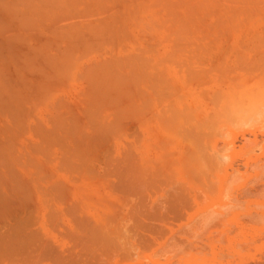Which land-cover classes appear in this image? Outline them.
Instances as JSON below:
<instances>
[{"label":"rangeland","instance_id":"1","mask_svg":"<svg viewBox=\"0 0 264 264\" xmlns=\"http://www.w3.org/2000/svg\"><path fill=\"white\" fill-rule=\"evenodd\" d=\"M29 1L0 0V264H264V10L245 11L239 0L241 7L236 0H215L216 12L193 13L196 25L181 27L178 22L176 27L191 0H87L88 6L86 0H78L79 4L67 0L76 15L71 17L66 9V14L60 12L58 0H32L44 10L53 3L47 8L52 13L43 10V17L42 10L28 8ZM166 1H175L177 7ZM55 4L57 12L52 11ZM23 14L29 18L21 19ZM152 17L163 24L162 19H167L165 26H171L155 21L156 26ZM63 23L73 26L71 39L69 25ZM59 25L67 32H60ZM72 28H78L76 36L85 37L78 39L86 42L82 49L90 47L88 54L85 48L80 54L82 43L72 41ZM103 31H109L108 36L104 33L109 43ZM114 35L123 38L118 44L116 40V46ZM69 44L79 46L71 50L75 55L67 50ZM132 57L142 70L139 63L134 66ZM56 58L60 61L54 63ZM66 62H76L74 70ZM105 64L107 73L117 67V73L111 70L117 81L112 80L113 86L107 83L110 87L103 86L106 83L97 74L105 72ZM123 65L137 67L139 73ZM218 81H224V86ZM118 85L123 89L133 85L138 91L128 97L133 89H127L130 94L123 93L126 99L122 96V100L116 95L124 92ZM218 85L223 88L222 98L215 96L220 101L211 98ZM4 89L15 94L13 100ZM204 217L209 223H204Z\"/></svg>","mask_w":264,"mask_h":264},{"label":"bare ground","instance_id":"2","mask_svg":"<svg viewBox=\"0 0 264 264\" xmlns=\"http://www.w3.org/2000/svg\"><path fill=\"white\" fill-rule=\"evenodd\" d=\"M21 1H22V0H21ZM25 1L27 2L28 0H25ZM34 1H35V0H34ZM47 1H48V0H45V2H44V1H42V2L46 3ZM61 1H62V2H61ZM64 1H67V0H64ZM72 1H74V2L71 3V4H74V3H75L76 1H78V0H72ZM90 1H91V0H90ZM143 1H144V0H143ZM150 1H151V0H150ZM152 1H153V0H152ZM157 1L160 3L162 0H160V1L157 0ZM177 1H178V0H177ZM212 1H215V0H203V1H202V0H201V1H198V0L196 1V0H194L195 3L193 2V0H191V1H190V2H191V5H190V3H188V1L186 2V4L188 3L187 5L184 3V4H185L184 6H185V9H186V10L184 9L183 12H182V10H181L182 13L179 14V15H181V17H182V16H183V17L181 18V17L178 16V17H179V18L177 17V18H178V21H176V22L174 21V22L176 23V27H178L177 25H179L178 22H181L180 25H179V26H181V27H182V25L185 26V24H187V25L189 26V23H191V25L194 24V23H193V18H194V17L191 16V14H193V13H198V14H199V13L211 12V11H212V12H213V11L216 12V10H215V9H217V7H216V5H215L216 3L214 4ZM216 1H217V0H216ZM220 1H222V0H220ZM227 1H228V0H227ZM233 1H235V0H231V3H232ZM237 1H238V0H236V5H237V7H238V5H239V4H238L239 1H240V3L243 2V3L245 4V5L242 4V7L239 5V6H240L242 9H244L245 11H247V10H257V9H262V10H264V1H261V0H239L238 2H237ZM6 2H7V1H6ZM6 2H4V3L6 4ZM10 2H11V1H10ZM17 2H18V1H17ZM17 2H16V3H17ZM29 2H30L31 4H33V6H32ZM29 2H28L27 4H30V6H29V7L26 6V7L30 8V9L33 8L34 12H35L36 9H37V11H36L37 13H39V11L42 10V11L39 13V14H41L40 16H42V13H44V12H43V10H44L43 8H44L45 6L43 7L41 4H40V5H36L34 2H32V0H30ZM37 2H38V1H37ZM39 2H40V1H39ZM39 2H38V3H39ZM51 2H52V0H51ZM51 2L49 1V4H50ZM59 2H60V3H59ZM69 2H70V1H69ZM83 2H84V0H83ZM83 2H82V3H83ZM102 2H103V1H102ZM109 2H110V1H109ZM111 2H113V1H111ZM129 2H130V1H129ZM129 2H128V3H129ZM131 2H132V1H131ZM131 2H130V3H131ZM133 2H134V1H133ZM133 2H132V5H134ZM135 2H137V1L135 0ZM145 2H147V1H145ZM154 2H155V1H154ZM166 2H168V1H166ZM166 2H162V4L164 3V5H166V4H165ZM169 2H170V1H169ZM169 2H168V3H169ZM183 2H185V1H183ZM183 2L181 1V3H183ZM218 2H219V1H218ZM224 2H225V1H224ZM11 3H12V2H11ZM13 3H15V2H13ZM23 3H24V2H23ZM53 3H55V0H54ZM53 3H52V4H53ZM76 3L79 4V1L76 2ZM80 3H81V2H80ZM85 3H86V5H87V0L85 1ZM94 3H95V2H94ZM94 3H93V6L96 5V4L94 5ZM96 3H97V2H96ZM99 3H100V2H99ZM130 3H129V4H130ZM148 3H149V2H148ZM168 3H167V4H168ZM171 3H172V5H174V4H175V1H174V2L171 1V2L169 3V6H170ZM177 3H178V2H177ZM220 3H221V2H220ZM226 3H228V2H226ZM49 4H48V5H49ZM52 4H50V6H51ZM56 4H58L59 7H63V10H61L62 8H61V9L59 8V10H60V12H61L62 14H66V13L69 11V13H70V14L68 13V14H69V15H68L69 17H71L70 15L76 16V15H74V14H71V12H70V10H72L71 8L68 9L69 6H67V5H70V3H68V1H67V3L65 2V3L63 4V0H60V1L58 0V2L56 1ZM56 4L54 5L55 9H54V7H53V8H52V11H53V10H54L55 12L58 11V10H56ZM59 4H60V5H59ZM62 4H63L64 6H62ZM66 4H67V5H66ZM105 4H106V2H105ZM111 4H112V3H111ZM139 4H140V3H139ZM139 4H138V5H139ZM154 4L157 5L158 3L156 4V2H155ZM162 4H161V5L159 4V5H160V6H164V5H162ZM228 4H230V3H228ZM7 5H8V2H7ZM21 5H23V4L21 3ZM44 5H45V4H44ZM83 5H84V3H83ZM106 5H108V4H106ZM112 5H113V4H112ZM118 5H119V4H118ZM182 5H183V4H182ZM182 5H181V6H182ZM188 5H190V6L188 7V9H190V10H189V12H187V14H186V13H184V12H185V11H188V9H187V7H186V6H188ZM226 5H227V4H226ZM233 5H234V4H233ZM0 6H2V5H0ZM4 6H5V5H4ZM18 6H19V5H18ZM35 6H36V7H35ZM38 6H39V7H38ZM40 6H41V7H40ZM50 6H47V5H46V8H45V10H44V11H46V12H45L46 14H47V11L50 12V10L47 9V8H49ZM58 6H57V7H58ZM87 6H88V5H87ZM87 6H86V7H87ZM104 6H105V5H104ZM109 6H110V5H108V7H109ZM136 6H137V3H136ZM144 6H145V5H144ZM175 6H176V4H175ZM218 6H219V5H218ZM223 6H224V5H223ZM244 6H245L246 8H245ZM26 7H25V4H24V8H25V9H26ZM31 7H32V8H31ZM37 7L40 8V10H39ZM42 7H43V8H42ZM66 7H67V8H66ZM71 7H72V6H71ZM84 7H85V6H84ZM86 7H85V8H86ZM105 7H106V6H105ZM108 7H107V8H108ZM111 7H112V6H111ZM113 7H114V6H113ZM129 7H130V5H129ZM138 7H139V6H137V8H138ZM145 7H146V6H145ZM150 7H152V6H151V5L149 6V10H150ZM154 7H155V6H153V8H154ZM166 7H167V6H166ZM166 7H165V8L162 7V8H163L164 10H165V9L167 10ZM173 7H174V6H173ZM173 7H172V9H174V8L176 9L177 6L174 7V8H173ZM224 7H225V6H224ZM226 7H227V6H226ZM226 7H225V8H226ZM1 8H2V7H1ZM12 8L15 9V8H19V7H17V5H16V7H14V4H13ZM20 8H21V7H20ZM20 8H19V10L21 11ZM28 8H27V10H28ZM34 8H36V9H34ZM72 8H73V7H72ZM90 8H91V6H90ZM90 8H89V9H90ZM92 8H93V7H92ZM97 8H98V7H97ZM99 8H100V7H99ZM114 8H115V7H114ZM121 8H122V5H121ZM137 8H136V11H137ZM140 8H141V6H140ZM140 8H139V9H140ZM157 8H158V7H157ZM157 8H156V9H157ZM160 8H161V7H160ZM160 8H159V9H160ZM168 8H170V7H168ZM221 8L223 9L222 6H220V9H221ZM225 8H224V9H225ZM234 8H235V6H234ZM50 9H51V8H50ZM64 9H66V11H65L66 13L64 12ZM67 9H68V10H67ZM74 9H76V8L74 7ZM74 9H73V12H74ZM83 9H84V8H83ZM108 9H109V8H108ZM110 9H111V8H110ZM125 9H126V8H125ZM131 9H132V8H131ZM133 9H134V8H133ZM143 9H144V8H143ZM146 9H147V8H146ZM156 9H155V10H156ZM182 9H183V8H182ZM218 9H219V8H218ZM226 9H227V8H226ZM226 9H225V10H226ZM229 9H230V8H229ZM229 9H228V10H229ZM106 10H107V9H106ZM116 10H117V9H116ZM161 10H162V9H161ZM164 10H162L163 12H161V11L159 10V11H160L159 13H163V14H164ZM170 10H171V8H170ZM176 10H177V9H176ZM178 10H179V9H178ZM178 10H177V11H178ZM228 10H227V11H228ZM235 10H236V9H235ZM239 10H240V9H239ZM262 10H261V11H262ZM9 11H10V10H9ZM9 11H8V12H9ZM17 11H18V10H16V12H17ZM81 11H82V10H81ZM83 11H86V10H83ZM92 11H93V10H92ZM96 11H97V10H96ZM102 11H103V13H104L105 10L102 9ZM119 11H120V10L118 9V12H119ZM132 11H133V10H131V13L133 14L132 16H133L134 19H136V18H135V15H134V13H133ZM147 11H148V10H147ZM156 11H157V10H156ZM156 11H154L155 14L157 13ZM172 11H173V13H174V10H172ZM222 11H223V10H222ZM222 11H220V12H222ZM233 11H234V10H233ZM257 11H259V10H257ZM13 12H14V10H13ZM55 12H54L53 14H55ZM75 12H76V10H75ZM78 12H79V10H78ZM78 12H76V13H78ZM86 12H88V11H86ZM105 12H106V11H105ZM111 12H112V11H111ZM111 12H110V13H111ZM115 12H117V11H115ZM115 12H114V13H115ZM138 12H139V11H138ZM142 12H143V11H142ZM149 12H150V11H149ZM152 12H153V9H152ZM152 12H151V14H152V16H153L154 13H152ZM168 12H169V11H168ZM168 12H167V13H168ZM14 13H15V12H14ZM25 13H26V12H25ZM50 13H52V12H50ZM58 13H59V12H58ZM83 13H84V12H83ZM96 13H97V12H96ZM96 13H95V14H96ZM114 13L112 12L111 14L113 15ZM124 13H125V12H124ZM143 13H145V12H143ZM15 14H16V13H15ZM39 14H37V15H39ZM53 14H50V15H53ZM93 14H94V13H93ZM101 14H102V13H101ZM119 14H121V11H120ZM119 14H118V15H119ZM125 14H126V13H125ZM157 14H158V13H157ZM171 14H172V13H171ZM174 14L176 15V13H174ZM219 14H220V13H219ZM20 15H21V14H20ZM20 15H19V16H20ZM23 15H24V14H23ZM27 15H29V13H28ZM30 15H32V14H30ZM44 15H45V14H44ZM81 15H83V14L81 13ZM87 15H88V14H87ZM90 15H92V14H90ZM98 15H99V14H98ZM102 15H103V14H102ZM115 15H117V13H116ZM115 15H114V16H115ZM118 15H117V16H118ZM122 15H123V12H122L121 16H122ZM127 15H128V14H127ZM138 15H139V13H138ZM138 15H137V18H141V17H139L140 15H139V16H138ZM158 15L161 16L162 14H158ZM158 15H156V16H158ZM165 15H166V13H165ZM165 15H164V16H165ZM167 15H169V14H167ZM175 15H174V17H176L178 14H177L176 16H175ZM195 15H196V14H195ZM201 15H202V14H201ZM13 16H14V15H13ZM15 16H16V15H15ZM15 16H14V17H15ZM24 16H25V15H24ZM24 16H20L21 19H22V17L25 18V19L29 18L28 16H25V17H24ZM32 16H35V15H32ZM45 16H46V15H45ZM45 16H44V17H45ZM54 16H56V15H54ZM57 16H58V15H57ZM60 16H62V15H60ZM66 16H67V15H64V16H62V17H66ZM68 16L66 17L67 19H68ZM105 16H106V15H105ZM164 16H163V17H164ZM170 16H172V15H170ZM184 16H185V17H184ZM3 17H4V16H3ZM10 17H11V15H10ZM35 17H36V16H35ZM37 17H38V16H37ZM42 17H43V16H42ZM47 17H48V16H47ZM50 17H51V16H50ZM86 17H87V16H86ZM89 17H90V16H89ZM101 17H102V16H101ZM107 17H108V16H107ZM123 17H124V16H123ZM130 17H131V16H130ZM148 17H151V16H149V14H148ZM158 17H159V16H158ZM174 17H173V19H174ZM189 17H190V19H189ZM191 17H192V18H191ZM199 17H200V16H199ZM201 17H203V16H201ZM213 17H214V16H213ZM216 17H217V16H216ZM16 18H17V17H16ZM87 18H88V17H87ZM98 18H99V16H98ZM98 18H97V19H98ZM109 18H110V15H109ZM112 18H113V17H112ZM120 18H121V17H120ZM159 18H162V16L159 17ZM164 18H166V17H164ZM164 18L162 19V21L164 20V23L167 24L168 21H167V19H164ZM180 18H181V21H179ZM17 19H19V18H17ZM33 19H34V18L32 17V21H33ZM36 19H37V18H36ZM40 19H42V18H40ZM48 19H49V18H48ZM62 19H63V18H62ZM64 19H65V18H64ZM77 19H78V18H77ZM89 19H90V18H89ZM103 19H105L104 16H103ZM103 19H102V20H103ZM115 19H116V17H115ZM127 19H128V21H129V18H127ZM147 19H150V18H147ZM155 19H156V20H155ZM155 19L153 20V17H152V20H153V21H152V20H150V21H152V22L155 23V21L158 20L157 18H155ZM168 19H170V18H168ZM187 19H188V22H187ZM194 19H195V18H194ZM210 19H211V18H210ZM9 20H10V19H9ZM11 20H12V19H11ZM11 20H10V21H11ZM28 20H29V22H32V21H31V16H30V19H28ZM37 20H38V19H37ZM37 20H36V21H37ZM44 20H46V19L44 18ZM86 20H87V19H86ZM99 20H100V19H99ZM112 20H113V19H112ZM118 20H120V19H118ZM118 20H117V21H118ZM130 20H131V19H130ZM136 20H137V19H136ZM142 20H143V19H142ZM159 20H160V19H159ZM165 20H166L167 22H165ZM170 20H171V19H170ZM182 20H184V21H183V24H182ZM198 20H199V19H198ZM198 20H197V21H198ZM214 20H215V19H214ZM0 21H1V20H0ZM2 21H3V20H2ZM22 21H23V20H22ZM36 21H35V22H36ZM63 21L65 22V20H63ZM63 21H62V22H63ZM92 21H93V20H92ZM97 21H98V20H97ZM103 21H104V20H103ZM107 21H108V20H107ZM124 21H125V20H124ZM133 21H134V20H133ZM138 21H139V19H138ZM138 21H137V22H138ZM140 21H141V20H140ZM148 21H149V20H148ZM148 21H146V22H144V23H147ZM3 22H4V21H3ZM24 22H25V21H24ZM24 22H23V23H24ZM40 22H41V20H40ZM42 22H43V21H42ZM108 22H109V21H108ZM119 22H121V21H119ZM130 22L132 23V21H130ZM135 22H136V21H135ZM157 22H158V21H157ZM159 22L161 23V20H160ZM159 22H158V23H159ZM195 22H196V21H195ZM204 22H205V21H204ZM26 23H27V22H26ZM72 23H73V22H72ZM77 23H78V22H76V24H77ZM91 23H92V22L90 21V24H91ZM94 23H95V22H94ZM94 23H92V24H94ZM101 23H102V21H101ZM103 23H104V22H103ZM106 23H107V22H106ZM106 23H105V24H106ZM110 23H111V22H110ZM115 23H116V22H115ZM122 23L125 24V23L123 22V20H122ZM7 24H8V23H7ZM16 24H17V23H16ZM27 24H28V23H27ZM30 24H33V22L30 23ZM37 24H38V23H37ZM43 24H44V23H43ZM52 24H53V23H52ZM70 24H71V23H70ZM73 24H74V23H73ZM108 24H109V23H108ZM132 24H133V23H132ZM161 24H162L163 26L166 25V24H163V23H161ZM169 24H170V22H169ZM171 24H173V22H172ZM198 24H199V22H198ZM0 25H1V24H0ZM5 25H6V24H5ZM8 25H9V24H8ZM23 25H24V24H23ZM40 25H41V24H40ZM60 25H62V24H60ZM60 25H59V27L61 28L62 26H60ZM66 25H67V24H66ZM66 25L63 23V26H66ZM68 25H69V24H68ZM68 25H67V26H68ZM79 25H80V24H79ZM79 25H78V28L80 29L81 27H79ZM103 25H104V24H103ZM106 25H107V24H106ZM126 25H127V24H125V26H126ZM139 25H140V24H139ZM152 25L154 26V24L151 23V26H152ZM155 25L157 26L158 24L155 23ZM173 25H174V24H173ZM187 25H186V26H187ZM191 25H190V26H191ZM194 25H196V24H194ZM200 25H201V24H200ZM202 25H203V24H202ZM14 26H18V25H14ZM27 26H28V25H27ZM27 26H26V29H27ZM38 26H39V24H38ZM47 26H48V25H47ZM49 26H50V25H49ZM85 26H87V23L85 24ZM88 26L90 27L89 24H88ZM109 26H110V25H109ZM114 26H115V25H114ZM128 26H129V25H128ZM130 26H131V25H130ZM137 26H138V24H137ZM144 26H148V23H147L146 25H144ZM144 26H143V27H144ZM149 26H150V23H149ZM168 26H171V25H167V26H165V27L167 28ZM186 26H185V27H186ZM4 27H5V26H4ZM23 27H25V25H24ZM43 27H44V26H43ZM59 27H58V28H59ZM71 27H73V26L69 25L68 27H66V28L69 29V30L67 29L68 32L66 31V29H63V30H62V28L59 29V31L62 30V31H60V32H62V33H63V31L67 32L68 35H69V37H70V35H71V33H72V32H71V31H72V30H71ZM74 27H75V26H74ZM76 27H77V25H76ZM91 27H93V26L91 25ZM104 27H105V26H104ZM107 27H108V26H107ZM118 27H119V26H118ZM123 27H124V26H123ZM126 27H127V26H126ZM134 27H136V26H134ZM158 27L160 28V27H162V26H158ZM158 27H157V28H158ZM165 27H164V28H165ZM12 28H13V27H12ZM14 28H15V27H14ZM63 28H64V27H63ZM78 28H77V29H76V28H72V29H73V30H74V29L78 30ZM95 28H96V26H95ZM99 28H100V26H99ZM110 28H111V26H110ZM112 28H113V27H112ZM112 28H111V29H112ZM115 28H117V27H115ZM120 28H121V26H120ZM137 28H138V27H137ZM140 28L142 29L141 26H140ZM157 28H156V29H157ZM22 29H24V28H22ZM37 29H38V28H37ZM39 29H40V28H39ZM39 29H38V30H39ZM91 29H92V28H91ZM93 29H94V28H93ZM96 29H97V28H96ZM100 29H101V28H100ZM102 29H104V28H102ZM106 29L109 30V28H106ZM138 29H139V28H138ZM148 29H149V28H148ZM150 29H153V28H150ZM150 29H149V30H150ZM154 29H155V27H154ZM154 29H153V30H154ZM160 29H161V28H160ZM160 29H158V31L161 32ZM168 29H170V27H169ZM168 29H166V30H168ZM16 30H17V28H16ZM19 30H21V29H19ZM55 30H56V29H55ZM70 30H71V31H70ZM80 30H81V29H80ZM85 30H86V29H85ZM94 30H95V29H94ZM113 30H114V29H113ZM126 30H127V29H126ZM126 30H124V31H126ZM146 30H147V29H146ZM53 31H54V30H53ZM53 31H51V33H52ZM74 31H75V30H74ZM104 31H105V30H104ZM104 31H103L102 34H104L105 32H107V31H105V32H104ZM115 31H116V30H115ZM117 31L121 32L122 35H123V33H124V32H122L123 30L120 31V29L117 30ZM117 31H116V32H117ZM158 31H157V33H158ZM19 32H20V31H19ZM33 32H34V31H33ZM37 32H38V31H37ZM65 32H64V33H65ZM69 32H71V33H69ZM76 32H77V31H75V34L73 33V34L75 35L76 39L74 38V36H73V34H72V37H73L72 41L74 40L73 42H75V41L77 40V44H78L79 42H81L79 39L82 40L84 36H82V38H80V36H81V35H79L80 32H79V31L77 32V33H79V34H77V36H76ZM87 32H90V31H87ZM99 32H100V30H99ZM101 32H102V30H101ZM101 32H100V33H101ZM127 32H128V31H127ZM168 32H169V31H168ZM27 33H28V32H27ZM48 33H49V32H48ZM54 33H55V32H54ZM67 33H65V34H67ZM94 33H96V31H94ZM108 33H109V31H108ZM108 33H107V34L105 33L106 36H108ZM125 33H126V32H125ZM125 33H124V37L128 34V33H127V34H125ZM144 33L146 34L147 32L144 31ZM150 33H151V32H150ZM150 33H149V34H150ZM153 33H154V32H153ZM60 34H61V33H60ZM89 34H90V33H89ZM91 34L93 35V33H91ZM102 34H101V36H102ZM105 34H104V36H105ZM116 34H117V33H116ZM167 34H168V33H167ZM9 35H10V34H9ZM20 35H21V32H20ZM22 35H23V34H22ZM39 35H40V34H39ZM50 35H51V34H50ZM58 35H59V33H58ZM58 35H57V36H58ZM68 35H66V36H68ZM78 35H79V36H78ZM83 35H84V33H83ZM97 35H98V34H94V36H96V37H97ZM109 35H110V34H109ZM122 35L119 34V36H122ZM128 35H129V34H128ZM143 35H144V34H143ZM146 35H147V34H146ZM154 35H156V34L154 33ZM165 35H166V34H165ZM60 36L62 37V35H60ZM60 36H59V37H60ZM64 36H65V35H64ZM101 36H98V37H101ZM106 36H105V37H106ZM114 36H115V38H113ZM114 36H113L112 38L115 39V41L113 40V42L115 43V46H116V40L118 41V42H117V44H118V43L121 42L120 40H123V38L121 39V38H119V36H118V38H117V35H114ZM167 36H168V35H167ZM69 37H68V38H69ZM78 37H79V39H78ZM92 37H93V36H92ZM96 37H95L94 39H96ZM105 37H104V38H105ZM126 37L128 38V36H126ZM143 37H144V36H143ZM165 37H166V36H165ZM165 37H164V38H165ZM23 38H24V37H23ZM55 38H57V37H55ZM63 38H64V37H63ZM84 38H85V37H84ZM86 38H87V36H86ZM101 38H102V37H101ZM101 38H98V39L100 40ZM110 38H111V37H110ZM112 38H111V39H112ZM127 38H125V39H127ZM132 38H133V37H132ZM132 38H131L130 41H133V40H134V39L132 40ZM134 38H135V37H134ZM140 38H141V37H140ZM152 38H153V37H152ZM152 38H151V39H152ZM164 38H163V39H164ZM46 39H48V38H46ZM46 39H45V40H46ZM70 39H71V37H70ZM94 39H92V40H94ZM106 39H107V37H106ZM106 39H104V40H106ZM141 39H142V38H141ZM143 39H144V38H143ZM14 40H15V39H14ZM18 40H19V39H18ZM27 40H28L27 42H28V44H29V39H27ZM40 40H41V38H40ZM68 40H69V39H68ZM78 40H79V42H78ZM84 40H85V39H84ZM87 40H88V39H87ZM96 40H97V39H96ZM99 40H98V41H99ZM107 40H108V39H107ZM135 40H137V39H135ZM157 40H158V39H157ZM15 41H16V40H15ZM47 41L50 42L51 40H47ZM47 41H46V42H47ZM85 41H86V40H85ZM88 41H89V40H88ZM88 41H87V42H88ZM94 41H95V40H94ZM94 41H93V44H95ZM98 41H96V42H98ZM100 41H102V40H100ZM111 41H112V40H111ZM145 41H146V40H145ZM149 41H150V40H149ZM149 41H148V43H149ZM27 42H26V43H27ZM43 42H44V41H43ZM52 42H53V40H52ZM59 42H60V41H59ZM69 42H70V41H69ZM82 42H83V41H82ZM82 42H81V43H82ZM91 42H92V41H91ZM107 42L109 43L110 41L108 40ZM146 42H147V41H146ZM157 42H158V41H157ZM14 43H15V42H14ZM17 43H18V42H17ZM17 43H16V46H17ZM26 43H25V45H26ZM83 43H84V42H83ZM83 43H82V45H81V49H82ZM103 43H104V42H103ZM103 43H102V44H103ZM105 43H106V42H105ZM108 43H107V44H108ZM144 43H145V42H144ZM28 44H27V45H28ZM50 44H51V43H50ZM54 44H55V42H54ZM70 44H71V42H70ZM70 44H69L68 49H67L68 51H69V49H70V51H71L73 47L75 48L74 45H73V47L71 46L73 43H72L71 45H70ZM84 44L86 45V42H85ZM88 44H89V42H88ZM98 44H100V43H98ZM98 44H96V45H98ZM107 44H106V45H107ZM126 44H127V43H126ZM25 45H24V46H25ZM30 45H31V44H30ZM35 45H36V43H35ZM75 45H76V43H75ZM78 45H79V44H78ZM100 45H101V44H100ZM110 45H112V43H111ZM113 45H114V44H113ZM132 45H133V44H132ZM148 45H150V44H148ZM22 46H23V43H22ZM31 46H32V45H31ZM40 46H41V45H40ZM48 46H49V45H48ZM58 46H59V45H58ZM70 46H71V47H70ZM87 46H88V45H87ZM89 46H90V45H89ZM93 46H94V45H93ZM101 46H102V45H101ZM115 46H114V47H115ZM123 46H124V44L122 45V47H123ZM135 46H136L137 48H139L138 45H135ZM139 46H140V45H139ZM28 47H29V45H28ZM37 47H38V46H36L34 49H36ZM42 47H43V46H42ZM78 47H79V46H77V49H78ZM96 47H98V46H96ZM96 47H94V48L96 49ZM104 47H105V46H104ZM14 48H15V47H14ZM16 48H17V47H16ZM18 48H19V47H18ZM40 48H41V47H40ZM84 48H85V47H84ZM84 48H83V49H84ZM88 48H90V47H88ZM88 48H85V49H86L85 52H87ZM91 48H93V47H91ZM99 48H100V46H99ZM99 48H98V49H99ZM123 48H124V47H123ZM12 49H13V48H12ZM29 49H30V48H29ZM43 49H44V48H43ZM43 49L41 48V50H43ZM48 49H50V48H48ZM77 49L75 48V51H76ZM83 49L81 50L82 53H80V54H83ZM100 49H101V48H100ZM134 49H135V47H134ZM141 49H142V48H141ZM31 50H32V49H31ZM57 50H58L57 52H60L59 49H57ZM61 50H62V49H61ZM79 50H80V48H79ZM89 50H90V49H89ZM89 50H88V51H89ZM92 50H93V49H92ZM39 51H40V50H39ZM62 51H63V50H62ZM75 51H73V52H75ZM97 51H98V50H97ZM149 51H150V50H149ZM149 51L147 50V52H149ZM33 52H34V51H33ZM46 52H47V51H46ZM89 52H90V51H89ZM89 52H87V54H88ZM111 52H112V49H111ZM113 52H114V51H113ZM132 52H133V51H132ZM44 53H45V52H44ZM48 53H49V52H48ZM60 53H61V52H60ZM63 53L65 54V50H64ZM63 53H62V55H63ZM66 53H68V52L66 51ZM133 53H135V52H133ZM20 54H21V53H20ZM20 54H19V55H20ZM31 54H32V51H31ZM42 54H43V52H42ZM52 54H54V53H52ZM70 54H71V55L73 54L72 51H71ZM99 54H100V53H99ZM129 54H130V52H129ZM129 54H128V55H129ZM150 54H151V53H150ZM54 55H55V54H54ZM57 55H58V54H57ZM60 55H61V54H60ZM67 55H69V54H67ZM73 55H75V54H73ZM78 55H79V54H77V56H78ZM131 55H132V54H130V56H131ZM134 55H135V54H134ZM29 56H30V55H29ZM38 56H40V55H38ZM44 56H45V55H44ZM81 56H84V55H81ZM125 56H126V55H125ZM130 56H129V57H130ZM9 57H10V56H9ZM11 57H12V56H11ZM23 57H24V56H23ZM49 57H50V56H49ZM54 57H55V56H54ZM61 57H62V56H60V58H61ZM65 57H66V56H65ZM65 57H62V58H65ZM67 57H69V56H67ZM73 57H74V56H73ZM75 57H76V56H75ZM79 57H80V55H79ZM86 57H87V56H86ZM129 57H126L125 62H126V60H128L127 58H129ZM144 57H145V56H144ZM31 58H32V57H31ZM40 58H41V57H40ZM132 58H133V57H132ZM135 58H136V57H134L133 59L135 60ZM146 58H147V57H146ZM11 59H12V58H11ZM44 59H45V58H44ZM58 59H59V58H56V61H55L54 63H56V62L58 61ZM68 59H70V58H68ZM80 59H81V57H80ZM129 59H130V58H129ZM30 60H31V59H30ZM45 60H46V59H45ZM53 60H54V59H53ZM65 60H66V59H65ZM141 60H142V59H141ZM35 61H37V60H35ZM35 61H34V62H35ZM38 61H39V60H38ZM51 61H52V58H51ZM51 61H50V62H51ZM59 61H60V60H59ZM59 61H58V62H59ZM71 61H73V60H71ZM71 61L69 60V62H71ZM74 61H76V60H74ZM115 61H116V60H115ZM136 61H137V60L132 61V62H134V66H135V64L139 63V60H138V62H136ZM31 62H32V60H31ZM31 62H30V63H31ZM40 62H41V60H40ZM52 62H53V61H52ZM52 62H51V63H52ZM61 62H63V61H61ZM67 62H68V61H67ZM67 62H66V63H67ZM69 62H68V63H69ZM76 62H77V61H76ZM76 62H75V63H76ZM105 62H106V61H105ZM110 62H111V61H110ZM116 62H117V61H116ZM119 62H120V61H119ZM128 62H129V60H128ZM128 62H127V63H128ZM15 63H17V62H15ZM15 63H14V64H15ZM21 63H22V62H21ZM30 63H29V64H30ZM37 63H39V62H37ZM64 63H65V61H64L63 63H61V65H63ZM68 63L66 64L67 66L69 65ZM75 63H72V64L70 63V64L72 65L73 70H74V66H73V65H74ZM106 63H107V62H106ZM117 63H118V62H117ZM122 63H124V62H122ZM141 63H142V62H141ZM59 64H60V63H59ZM103 64H104V63H103ZM108 64H110V63H108ZM108 64H105V65H104V66H105L104 70H105L106 73L103 72V70H102L103 68L100 66V67L102 68V69H101V70H102L101 72L105 73V75H106L107 77H105V75H104L103 73L100 74L101 72H97V71H96L97 74H99V76H100V80H102L101 83H103V84L106 83V84H104L103 86H105V85L108 86V85H110V84L112 85V84H114V83H112V82L115 80V79H114V78H115V75H113L114 72L112 73V71H111V70L114 68L113 66H112L113 68L109 67V68H111V69H109V73H110V76H111L112 78H111V80H110V78L107 79L108 77H110V76H109V73H107L108 68L106 69V66H107ZM111 64L113 65V62H112ZM118 64H120V63H118ZM125 64H126V63H125ZM129 64H131V63H129ZM129 64H128V65H129ZM19 65H20V64H19ZM26 65H27V64H26ZM32 65H33V64H32ZM35 65H36V64H35ZM43 65H44V64H43ZM46 65H47V62H46ZM56 65H57L58 67H61L60 65H58V63H57ZM66 65H64V66H66ZM71 65H69V66H71ZM115 65H116V64H115ZM115 65H114V66H115ZM132 65H133V64H132ZM140 65H141V64L139 63L138 67H139ZM143 65H144V64H143ZM154 65H155V64H154ZM20 66H21V65H20ZM36 66H37V65H36ZM54 66H55V65H54ZM109 66H111V65H109ZM117 66H119V65H117ZM121 66H122V65H121ZM123 66H124V68H125L126 65H123ZM134 66H133V68H134ZM21 67H23V66H21ZM34 67H35V66H34ZM39 67H40V66H39ZM42 67H43V66H42ZM47 67H48V65H47ZM107 67H108V66H107ZM115 67H116V66H115ZM126 67H127V66H126ZM144 67H145V65H144ZM37 68H38V67H36V69H37ZM43 68H44V67H43ZM54 68H55V67H54ZM62 68L64 69V68H66V67H62ZM72 68H70V69L68 68V69L71 70ZM75 68H76V67H75ZM96 68H97V67H96ZM122 68H123V67H122ZM122 68H121V69H122ZM124 68L122 69V70H123V71H122V74H123V73L126 74V71L124 72V70H125ZM127 68H129V67H127ZM131 68H132V67H131ZM131 68H129V71H130ZM133 68H132V71L138 70L137 67H136L134 70H133ZM139 68H140V67H139ZM146 68L148 69L149 66L146 65ZM16 69H17V68H16ZM21 69H22V68H21ZM30 69H31V68H30ZM39 69H40V68H39ZM41 69H42V68H41ZM50 69H51V68H50ZM60 69H61V68H60ZM89 69H90V68H89ZM93 69H94V68H93ZM114 69L116 70V73H117V67L114 68ZM118 69H120V68L118 67ZM140 69H141V68H140ZM204 69H205V68H204ZM34 70H35V69H34ZM45 70H46V69H45ZM65 70H67V69H65ZM73 70H72V71H73ZM91 70H92V69H91ZM91 70H90V71H91ZM99 70H100V69H99ZM141 70H142V69H141ZM141 70H140V71H141ZM15 71H16V70H15ZM17 71H18V70H17ZM17 71L15 72L16 74H17ZM132 71H131V72H132ZM155 71H156V70H155ZM162 71H163V70H162ZM38 72H39V71H38ZM40 72H41V71H40ZM40 72H39V73H40ZM118 72H119V71H118ZM120 72H121V70H120ZM120 72H119V73H120ZM136 72L139 73V70L136 71ZM22 73H23V72H22ZM27 73H28V71H27ZM29 73H30V71H29ZM29 73H28V74H29ZM31 73H32V72H31ZM33 73H34V71H33ZM43 73H44V71H43ZM83 73H84V72H83ZM85 73H86V71H85ZM88 73H89V72H88ZM94 73H95V72H94ZM127 73H129V72H127ZM137 73H136V74H137ZM2 74H3V72H2ZM2 74H0V75H2ZM4 74H5V73H4ZM12 74H13V73H12ZM19 74H21V73H19ZM23 74H24V73H23ZM111 74H112V75H111ZM125 74H123L124 77H125ZM131 74H132V73H131ZM151 74H152V73H151ZM204 74H205V73H204ZM7 75H8V74H7ZM21 75H22V74H21ZM29 75H31V74H29ZM36 75H37V74H36ZM50 75H51V74H50ZM65 75H66V73H65ZM65 75H64V76H65ZM80 75H81V73H80ZM88 75H89V74H88ZM91 75H92V71H91ZM95 75H96V74H95ZM123 75L120 74L121 77H122ZM26 76H27V75H26ZM31 76H32V75H31ZM31 76H30V77H31ZM52 76H53V75H52ZM77 76H79V72H78V75H77ZM82 76H83V74H82ZM85 76H86V75H85ZM102 76L105 77V80H104V78H103ZM118 76H119V75H118ZM129 76L131 77L130 74H129ZM129 76L126 75V78H127V77L129 78ZM133 76H134V75H133ZM138 76H139V75H138ZM207 76H208V75H207ZM0 77H1V76H0ZM2 77H3V75H2ZM20 77H21V76H20ZM93 77H94V76H93ZM101 77H102V78H101ZM139 77H140V76H139ZM21 78H22V77H21ZM28 78H29V77H28ZM28 78H27V79H28ZM31 78H32V77H31ZM31 78H30V79H31ZM33 78H34V77H33ZM46 78H47V77H46ZM69 78H70V77H69ZM71 78H73V77H71ZM89 78H90V77H89ZM97 78H98V76H97ZM116 78H117V76H116ZM131 78H132V77H131ZM131 78H130V79H131ZM42 79H43V78H42ZM42 79H41V80H42ZM48 79H49V77H48ZM53 79H56V81L58 80L57 76H56V78L54 77ZM121 79L123 80V78H121ZM124 79H125V78H124ZM132 79H134V80H132L131 82H133V83L135 84V82H136L135 80H136V79H135V78H132ZM141 79H142V77H141ZM1 80L3 81V83L6 81V80H3V79H1ZM41 80H40V81H41ZM59 80H60V79H59ZM96 80H97V79H96ZM112 80H113V81H112ZM122 80H120V81L122 82ZM128 80H129V79H128ZM22 81H24V80H22ZM25 81H26V80H25ZM38 81H39V80H38ZM47 81H48V80H47ZM103 81H104V82H103ZM107 81H108V82H107ZM116 81H117V79L115 80V82H116ZM126 81H127V80H126ZM129 81H130V80H129ZM220 81H221V80H220ZM8 82H9V81H8ZM30 82H31V81H30ZM42 82H43V81H42ZM45 82H46V81H45ZM109 82H110V84H107V83H109ZM118 82H119V81H118ZM123 82H124V81H123ZM137 82H139V79H138ZM236 82L240 83L241 81H240V82H239V81H236ZM27 83H29V82H27ZM31 83H32V82H31ZM38 83H39V82H38ZM49 83H50V82H49ZM52 83H53V82H51L50 84H52ZM60 83H61V82H60ZM119 83H120V82H119ZM124 83H125V82H124ZM128 83H130V82H128ZM216 83H217V81H216ZM16 84H17V83H16ZM21 84H22V83H21ZM41 84L43 85V83H41ZM41 84H40V85H41ZM44 84H45V83H44ZM55 84H56V83H54V85H55ZM99 84H100V82H99ZM122 84H123V83H122ZM218 84H219V85L223 84V86H224L225 82L222 81L221 84H220V82L218 81ZM13 85H14V84H13ZM13 85H12V86H13ZM25 85H26V84H25ZM29 85H30V84H29ZM35 85H37V84H35ZM111 85H110V86H111ZM115 85H116V84H115ZM211 85H212V84H211ZM219 85L216 87V88L219 89V91H218V90L216 91V89L213 88L214 90H212V91H213V93H214L215 95H214L213 93H211V95H212V94L214 95V96L212 95L211 98L220 101V98L216 99L218 96L221 97L219 94H220L221 91L223 90V88H222L221 86H219ZM226 85H227V84H226ZM229 85H230V84H229ZM32 86H33V85H32ZM43 86L45 87L46 85H43ZM48 86H49V85H48ZM51 86H52V85H51ZM51 86H49V87L52 88ZM103 86H102V84H101V89H102V90H103V88H104ZM110 86H108V87H110ZM112 86H113V85H112ZM132 86H133V85H130V87H126V85H125V88L123 89L122 87H124V86H122V85L119 86V85H118L117 88H118V89L121 88L122 91H124V92H120V93H118V91H117L116 93H118V94H116V95H119L120 97H122V96L125 97V95H123V93H125V94H127V96H128V94H130V93H129V92L127 93L126 90L128 89V90L131 92L132 89H133V90L135 89V87H132ZM138 86H139V83H138ZM138 86H137V84H136V87H137V88H138ZM20 87H21V86H20ZM40 87H41V86H40ZM49 87H48V88H49ZM53 87H54V86H53ZM96 87H97V86H96ZM96 87H95V88H96ZM98 87H99V85H98ZM14 88H15V87H14ZM17 88H18V87H17ZM27 88H28V87H27ZM208 88H209V87H208ZM2 89H3V88H2ZM28 89H29V88H28ZM40 89H41V88H39V90H40ZM101 89H100V90H101ZM121 89H120V90H121ZM210 89H211V88H210ZM220 89H222V90H220ZM35 90H36V89H35ZM45 90H46V89H45ZM47 90H48V89H47ZM52 90L55 91V88H54V89L52 88ZM100 90H99V91H100ZM105 90H107V89H105ZM113 90H114V89H113ZM133 90H132L130 96H128V97H131L132 94L134 95L135 91H138V90H134V92H133ZM207 90H208V89H207ZM231 90H232V89H231ZM7 91H8V90H7ZM7 91L4 89V92L9 93V94H8V97H11V98H8V99H12L13 96H11V95H15V94H11V95H10V92H7ZM15 91H16V88H15ZM18 91H19V90H18ZM60 91H61V90H60ZM93 91H94V90H93ZM95 91H96V90H95ZM111 91H112V88H111ZM114 91H116V90H114ZM214 91H216V93H215ZM224 91H225V90H224ZM49 92H50V90H49ZM217 92H219V93H217ZM11 93H13V92H11ZM20 93H21V92L19 91V94H20ZM53 93H55V92H53ZM89 93H90V92H89ZM91 93H92V92H91ZM96 93H97V92H96ZM105 93H106V92H105ZM110 93H111V92H110ZM114 93H115V92H114ZM121 93H122V95H120ZM207 93H208V91H207ZM31 94H32V93H31ZM39 94H40V92H39ZM106 94H107V93H106ZM217 94H218V95H217ZM20 95H21V94H20ZM44 95H45V94H44ZM86 95H87V94H86ZM91 95H92V94H91ZM93 95H94V94H93ZM99 95H100V93H99ZM136 95H137V94H136ZM138 95H139V94H138ZM207 95H209V94H207ZM231 95H232V94H231ZM41 96H43V94H42ZM45 96H46V95H45ZM53 96H54V94H53ZM96 96H97V95H96ZM109 96H111V95H109ZM119 96H117V97H119ZM215 96H217V97H215ZM94 97H95V96H94ZM111 97H112V96H111ZM113 97H114V96H113ZM120 97H119V100L121 101ZM123 97H122V100H124ZM132 97H133V96H132ZM205 97H206V96H205ZM1 98H2V97H1ZM5 98H6V97H5ZM35 98H36V96H35ZM48 98H50V97L48 96ZM51 98H52V97H51ZM51 98H50V99H51ZM135 98H136V97H135ZM211 98H209V99H210L209 101L212 100ZM221 98H222V97H221ZM6 99H7V98H6ZM6 99H5V100H6ZM17 99H19L18 96H17ZM22 99H24V98H22ZM40 99H41V101L43 100L42 97H41ZM45 99H47V97H46ZM52 99H53V98H52ZM101 99H105V97H104V98H101ZM106 99L108 100V96H107ZM106 99L103 100V101H105V103L103 102L104 105L108 104V102H107ZM117 99H118V98H117ZM125 99H126V97H125ZM132 99H133V98H132ZM12 100H13V99H12ZM31 100H32V99H31ZM54 100H55V99H54ZM91 100H92V99H91ZM109 100H110V99H109ZM109 100H108V101H109ZM111 100H112V99H111ZM114 100H116V99H114ZM215 100H212V101L214 102ZM8 101H9V100H8ZM18 101H20V99H19ZM23 101H24V100H23ZM26 101H27V100H26ZM38 101H40V100H38ZM95 101L98 102L99 100H97V98H94V102H95ZM125 101H126V100H125ZM133 101H134V99H133ZM209 101H208V102H209ZM219 101H218V102H219ZM5 102H6V101H5ZM44 102H45V101H43V103H44ZM50 102H51V101H50ZM52 102H53V101H52ZM94 102H93V103H94ZM106 102H107V103H106ZM218 102H217V103H218ZM40 103H41V102H38V104H40ZM99 103H101V101L98 102V105H99ZM109 103H110V101H109ZM111 103H112V102H111ZM113 103H114V102H113ZM134 103H135V102H134ZM214 103H215V102H214ZM217 103H216V104H217ZM34 104H35V103H34ZM34 104H32V105H34ZM36 104H37V101H36ZM38 104H37V105H38ZM94 104H95V103H94ZM117 104H118V103H117ZM37 105H36V106H37ZM48 105H49V104H48ZM50 105H51V103H50ZM56 106H57V105H56ZM93 106H95V107L97 108V105H93ZM93 106H92V107H93ZM107 106H108V105H107ZM116 106H117V105H116ZM54 107H55V106H54ZM117 107H118V106H117ZM33 108H34V107H33ZM35 108H38V107H35ZM99 108H100V107H99ZM108 108H109V107H108ZM121 109H123V108H121ZM128 109H129V107H128ZM94 110H95V108L93 109V111H94ZM96 110H97V109H96ZM118 110H119V109H118ZM126 110H127V109H126ZM72 111H73V109H72ZM119 111H120V110H119ZM94 112H95V111H94ZM98 113H99V112H98ZM96 114H97V113H96ZM75 115H76V114H75ZM97 115H98V114H97ZM57 116H58V113H57ZM76 116H77V115H76ZM76 116H75L74 118H76ZM104 116H105V115H104ZM71 117H72V114H71ZM61 118H62V117H61ZM61 118H59V119H61ZM72 118H73V117H72ZM63 119H64V118H63ZM87 119H89V118H87ZM65 120H66V119H65ZM69 120H70V118H69ZM76 120H77V119H76ZM76 120H75V119H74V120L72 119V120H70V121H72V122L74 123V121L77 122ZM53 121H54V120H53ZM60 121L62 122V120H60ZM88 123H89V122H88ZM90 123L92 124L93 121L90 122ZM96 123H97V121H96ZM63 124H64V123H63ZM66 124H68V123L66 122ZM66 124H65V125H66ZM80 124H81V123H80ZM94 124H95V121H94ZM94 124H93V126H94ZM116 124H117V122H116ZM75 125H76V123H75ZM81 125H82V124H81ZM95 125H96V124H95ZM97 125H98V123H97ZM99 125H101V124H99ZM71 126H72V125H71ZM65 127H66V126H65ZM88 127H89V126H88ZM61 128H62V127H61ZM77 128H78V127H77ZM83 128H84V126H83ZM85 128H86V125H85ZM66 129H68V128L66 127ZM70 130H71V128L69 129V132H70ZM93 130H94V129H93ZM105 130H106V129H105ZM112 130H113V129H112ZM73 131H74V130H73ZM107 132H111V131H107ZM97 133H98V130H97ZM97 133H96V134H97ZM74 134H75V133H74ZM82 134H83V133H82ZM84 134H85V133H84ZM101 134H102V133H101ZM103 134H105V133H103ZM108 134H110V133H108ZM77 135H78V134H77ZM83 136H84V135H82V137H83ZM86 136H87V134H86ZM86 136H85V137H86ZM88 136L90 137V135H88ZM88 136H87V137H88ZM104 136H105V135H104ZM78 137H79V136H78ZM79 138H81V136H80ZM103 138H104V137H103ZM106 138H107V137H106ZM86 140H87V139H86ZM90 141H91V140H90ZM92 141H94V140H92ZM79 142H81V140H79ZM83 142H84V141H83ZM83 142H82V143H83ZM85 142H86V141H85ZM85 144H86V143H85ZM0 157H1V156H0ZM0 159H1V158H0ZM2 159H3V158H2ZM3 162H4V160H3ZM3 162H2V164H3ZM4 164H6V163H4ZM24 183H25V182H24ZM24 183H22V184H24ZM24 185H27V184H24ZM24 185H23V186H24ZM23 186H22V187H23ZM19 187H20V189H19V191H20V190H21V186H19ZM27 188H28V185H27ZM29 188H30V186H29ZM17 190H18V187H17ZM27 190H28V189H27ZM18 193H19V192H18ZM19 194H20V193H19ZM27 194H29V193H27ZM207 220H208V217H204V221H205V222H204V221H203V222L206 223V222L209 221V220H208V221H207ZM198 221H199V220H198ZM203 222H202V223H203ZM208 223H209V222H208ZM208 223H207V224H208ZM193 224H194V223H193ZM198 224H199V223H198ZM190 225H191V224H190ZM199 225H200V224H199ZM203 225H204V224H203ZM194 226H195V225H194ZM201 226H202V225H201ZM197 227H198V226H197ZM197 227H196V229H197L196 234H197V232L199 231V229H198ZM199 228H200V227H199ZM194 229H195V228H194ZM200 229H201V228H200ZM185 230H186V229H185ZM188 230H189V229H188ZM191 231H192V230H191ZM191 231H190V232H191ZM192 232H194V231H192ZM190 235H191V234H190ZM187 236H188V235H187Z\"/></svg>","mask_w":264,"mask_h":264}]
</instances>
